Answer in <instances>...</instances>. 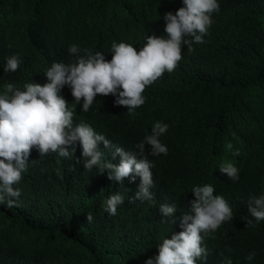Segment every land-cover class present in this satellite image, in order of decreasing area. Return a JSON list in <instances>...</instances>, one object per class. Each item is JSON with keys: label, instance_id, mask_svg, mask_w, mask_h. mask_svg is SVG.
I'll return each instance as SVG.
<instances>
[{"label": "trees", "instance_id": "trees-1", "mask_svg": "<svg viewBox=\"0 0 264 264\" xmlns=\"http://www.w3.org/2000/svg\"><path fill=\"white\" fill-rule=\"evenodd\" d=\"M218 3L204 43L193 44L191 53L183 46L175 71L146 88L145 103L135 110L138 120L124 117L127 108L115 105L112 95H97L87 112L82 100L76 105L74 126L86 123L110 140L111 149L103 142L99 147L102 161L113 164L120 162L115 147L142 158L135 147L143 141L135 132L138 126L168 125L167 155H151L147 144L143 153L154 165V199L135 198L138 176L121 183L108 178L110 170L85 169L79 142L71 157L41 156L33 148L27 171L14 185L21 192L18 206L0 204V264H146L158 255L164 238L182 230V215H194L192 189L205 184L225 198L233 219L205 236L207 256L197 264H223L220 252L232 264H264V220L256 222L248 210L251 197L264 195V148L262 167L238 181L214 172L226 138L264 130V0ZM181 6L182 0H0V45L4 55L19 56L17 76L32 72L24 79L44 83L48 68L42 70L50 60L67 64L76 59L68 51L71 45L93 53L106 46L104 12L113 11L122 23L140 18L141 31L151 28V35L167 36L164 14ZM61 95L71 109L70 87L65 85ZM117 193L124 203L111 216L105 203ZM165 203L176 205L174 216H163Z\"/></svg>", "mask_w": 264, "mask_h": 264}, {"label": "clouds", "instance_id": "clouds-1", "mask_svg": "<svg viewBox=\"0 0 264 264\" xmlns=\"http://www.w3.org/2000/svg\"><path fill=\"white\" fill-rule=\"evenodd\" d=\"M182 5L175 13L168 11L164 14L167 36L151 35L148 33L151 28L141 31L143 20L140 18L122 23L113 11L104 12L103 22L109 27L106 46L93 53L90 49L81 50L77 45H71L68 51L76 59L67 64L49 59L42 70L48 68L44 72L47 77L44 83L24 79L32 72L17 76L22 65L19 56L4 55V47L0 45V204H6L9 209L18 206L21 192L14 185L27 171L33 148L41 156L56 153L60 157H71L77 142L82 147L85 169L98 167L101 173L110 170L108 178L121 183L125 178L134 180L138 176L140 184L135 198L141 201L154 199L151 191L154 165L143 157V153L147 144L151 155H167L168 148L164 144L167 124L154 121L138 126L135 132L140 133L143 141L135 147L142 158L138 159L136 154L122 147H115L113 155H119L120 162L113 164L102 161L104 154L99 147V142H103L105 148L111 149V141L90 125L78 123L74 126L73 121L76 105L82 100V111L87 112L97 95L114 96L115 105L127 108L124 117L138 118L135 110L145 103L143 93L146 88L165 72L175 71L183 58V46L186 45L191 53L193 44L204 43L213 24L212 16L220 11L218 0H182ZM138 39L142 40L134 43ZM65 85L70 87L74 98L71 109L61 95ZM262 148L264 130L226 138L217 156L215 175L221 179L227 175L235 182L241 174L255 172L262 167ZM192 193L195 197L191 203L194 215H182V230L173 233L171 238H164L159 244L158 255L154 259L149 257L146 264H197L198 258L207 256V249L202 246L205 236H211L224 222L233 219L232 208L222 195L214 194L211 184L196 186ZM123 203L124 198L119 193L110 195L105 211L115 216L118 206ZM248 210L256 222L264 220V195L251 197ZM160 211L164 217H172L176 205L161 204ZM92 219V213H87V222L91 223ZM219 255L224 257L223 264H232L224 252ZM254 256V252L250 253L246 259L252 260Z\"/></svg>", "mask_w": 264, "mask_h": 264}]
</instances>
